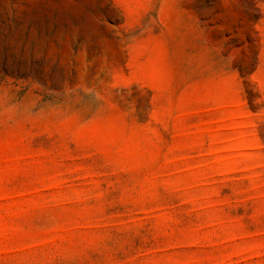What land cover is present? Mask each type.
Instances as JSON below:
<instances>
[{"label": "rangeland", "instance_id": "obj_1", "mask_svg": "<svg viewBox=\"0 0 264 264\" xmlns=\"http://www.w3.org/2000/svg\"><path fill=\"white\" fill-rule=\"evenodd\" d=\"M0 264H264V0H0Z\"/></svg>", "mask_w": 264, "mask_h": 264}]
</instances>
